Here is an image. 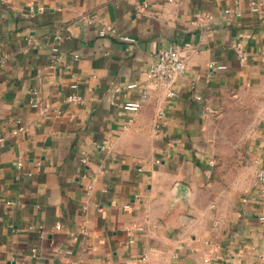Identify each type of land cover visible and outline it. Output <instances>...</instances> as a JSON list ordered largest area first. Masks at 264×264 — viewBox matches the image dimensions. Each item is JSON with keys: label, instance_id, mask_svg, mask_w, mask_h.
I'll use <instances>...</instances> for the list:
<instances>
[{"label": "crops", "instance_id": "crops-1", "mask_svg": "<svg viewBox=\"0 0 264 264\" xmlns=\"http://www.w3.org/2000/svg\"><path fill=\"white\" fill-rule=\"evenodd\" d=\"M185 44L170 97L147 71ZM245 93L264 98L249 0H0V264H264V115L244 165L219 180L209 164L212 115Z\"/></svg>", "mask_w": 264, "mask_h": 264}, {"label": "built area", "instance_id": "built-area-1", "mask_svg": "<svg viewBox=\"0 0 264 264\" xmlns=\"http://www.w3.org/2000/svg\"><path fill=\"white\" fill-rule=\"evenodd\" d=\"M30 9L31 11H44L45 7L42 5H35L34 3H30ZM249 8L251 11L258 13L264 8V0H249ZM227 14H235L236 16H241L242 12L241 10L236 7L234 9H226L225 11ZM207 16V15H206ZM90 23H93V20L89 21ZM110 32H114L112 28L107 27L103 28L100 31L101 36H106ZM122 40L128 41V42H135V39L129 36H122ZM189 44H185L184 46L182 45H175V46H170L168 48H163L159 49L156 55V60L150 65L148 71H147V79L150 81H154L163 87L167 89L168 96L174 97L177 95L175 91V84L176 82L183 77V75L186 73L187 70V63L184 55V49L185 47H188ZM238 49V56L241 58V60L245 59V54L241 51L240 47L237 46ZM54 52H58L59 48L55 47L53 48ZM77 57V55H76ZM209 67L211 69L218 68V69H225V65H218L215 62L210 63ZM137 86L136 83H132L128 85L129 89H133ZM76 85L73 84L72 88H75ZM198 100L201 99L200 96H196ZM68 101H79L81 98L77 94H72L67 97ZM32 106L35 108L39 107L38 103H32ZM125 110L131 111V112H136L140 108V104L138 102H129L126 103L124 106ZM207 110H210V107H207ZM129 123H133V118L129 119ZM25 130V126L21 121H18V128L14 129L11 133L12 135H17L20 132ZM84 163L87 161L84 160ZM210 165H214L212 161L209 162ZM41 165V162H38V166ZM19 166H22V162H19ZM256 180L259 185V192H260V198L261 201L263 202V209L262 212L259 214V219L264 227V163L263 165L258 169L256 173ZM89 188H92L90 186ZM127 207H129L127 205ZM57 229H61V225L56 226ZM141 229H128L127 230V236L129 238V242L133 243L135 241V235L136 232ZM37 231L39 233V239L43 240L46 236V229L45 225H39L37 227ZM73 240L77 241L78 240V235L77 234H72ZM38 252V249L35 248L33 249V255H36ZM68 253H71L68 251ZM148 256L144 254L141 257L142 261H147ZM205 264H214L213 258L211 255H209L205 259ZM255 264H261L260 261H257Z\"/></svg>", "mask_w": 264, "mask_h": 264}, {"label": "rangeland", "instance_id": "rangeland-1", "mask_svg": "<svg viewBox=\"0 0 264 264\" xmlns=\"http://www.w3.org/2000/svg\"><path fill=\"white\" fill-rule=\"evenodd\" d=\"M264 98L252 94H231L209 122L215 174L219 180L236 166L246 163L248 141L263 114Z\"/></svg>", "mask_w": 264, "mask_h": 264}]
</instances>
